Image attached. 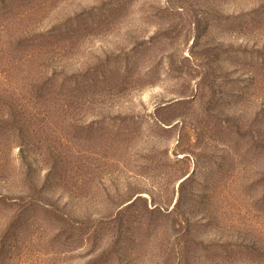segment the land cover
<instances>
[{"label": "rangeland", "instance_id": "374dc122", "mask_svg": "<svg viewBox=\"0 0 264 264\" xmlns=\"http://www.w3.org/2000/svg\"><path fill=\"white\" fill-rule=\"evenodd\" d=\"M0 264H264V0H0Z\"/></svg>", "mask_w": 264, "mask_h": 264}]
</instances>
